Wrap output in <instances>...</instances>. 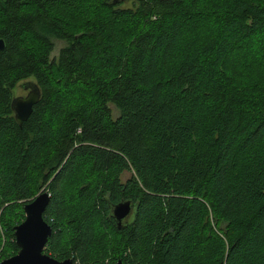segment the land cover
Returning a JSON list of instances; mask_svg holds the SVG:
<instances>
[{
	"label": "trees",
	"instance_id": "trees-1",
	"mask_svg": "<svg viewBox=\"0 0 264 264\" xmlns=\"http://www.w3.org/2000/svg\"><path fill=\"white\" fill-rule=\"evenodd\" d=\"M0 39V262L47 192L58 261L264 264V0H0Z\"/></svg>",
	"mask_w": 264,
	"mask_h": 264
},
{
	"label": "water",
	"instance_id": "water-1",
	"mask_svg": "<svg viewBox=\"0 0 264 264\" xmlns=\"http://www.w3.org/2000/svg\"><path fill=\"white\" fill-rule=\"evenodd\" d=\"M5 43L0 39V51L4 50ZM29 87L24 97H14L11 109L16 124L21 128L22 124L30 117L33 107L40 99V91L33 84L24 85ZM50 202L47 192L40 193L32 201L24 204V220L13 228V236L18 252L10 258L4 259L0 264H73L71 258L58 261L44 253L45 246L51 236L52 228L43 219V214ZM134 204L130 200L120 202L112 208L118 228L130 219L133 214ZM114 264H124L118 260Z\"/></svg>",
	"mask_w": 264,
	"mask_h": 264
},
{
	"label": "rangeland",
	"instance_id": "rangeland-1",
	"mask_svg": "<svg viewBox=\"0 0 264 264\" xmlns=\"http://www.w3.org/2000/svg\"><path fill=\"white\" fill-rule=\"evenodd\" d=\"M129 5H130L129 3H124L123 7L128 8L130 7ZM62 46H63V42H55L54 50L52 51L51 57L57 56V53ZM28 89L29 87L25 88V87H22V85H18L14 91V97H20V96L24 97L28 93L29 91ZM114 115L115 116L117 115V112L115 110H114ZM131 175H132L131 172H124L121 176L122 182H125L127 179H129ZM75 264H78V263L76 262Z\"/></svg>",
	"mask_w": 264,
	"mask_h": 264
}]
</instances>
